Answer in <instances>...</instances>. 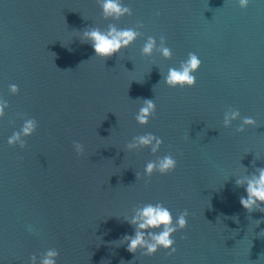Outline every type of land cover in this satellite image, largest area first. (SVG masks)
<instances>
[{
	"label": "water",
	"instance_id": "water-1",
	"mask_svg": "<svg viewBox=\"0 0 264 264\" xmlns=\"http://www.w3.org/2000/svg\"><path fill=\"white\" fill-rule=\"evenodd\" d=\"M123 3L132 15L112 20L97 0H0V264H31L48 248L57 264H264V209L244 208L235 183L264 166V2ZM109 23L142 35L104 59L80 31ZM149 35L172 56H143ZM189 53L201 60L195 86H168L163 74ZM143 98L157 106L147 125L135 119ZM229 108L255 125L224 127ZM27 118L38 127L26 146L9 145ZM147 132L163 138L158 155L172 154L174 171L144 174L156 156L126 145ZM157 202L189 213L176 251L129 252L124 216Z\"/></svg>",
	"mask_w": 264,
	"mask_h": 264
},
{
	"label": "clouds",
	"instance_id": "clouds-1",
	"mask_svg": "<svg viewBox=\"0 0 264 264\" xmlns=\"http://www.w3.org/2000/svg\"><path fill=\"white\" fill-rule=\"evenodd\" d=\"M249 0H239L242 8L247 7ZM264 2V0H262ZM105 19L119 20L125 15H132V9L123 3V0H97ZM138 27H118L115 23H109L106 29L99 27H88L80 31L81 42L89 43L95 56L104 59L110 58L123 49L129 48L142 35ZM155 52H159L164 58L172 56V49L167 46L166 38L159 37V42L155 36H147L141 53L145 57H151ZM201 60L195 53H189L187 59L180 62L179 67H169L166 74H163V81L170 87H192L196 84L195 73L199 70ZM12 93L18 92L16 84L10 85ZM8 102L0 98V118L5 115ZM156 102L151 98H143L135 119L141 125H147L150 118L156 112ZM239 120L237 131H243L247 125H255L256 121L250 116L241 117L238 109L229 108L224 113L223 125L230 128L233 121ZM38 122L35 118L24 119L23 125L19 131H14L8 137L9 145H19L21 148L26 146L25 137L31 136L37 129ZM164 143L162 137L147 132L137 135L126 145L129 151L137 150L143 147L150 148L151 153L156 159L149 160L144 166V174L151 176L155 172L167 174L174 171L177 167V159L170 153L158 155L161 146ZM74 149L77 153L84 151V146L79 142H74ZM255 171L240 175L236 178V185L245 189L246 196H240V204L252 211L254 209H264V166H256ZM188 211L173 215L170 208L163 203H145L133 209L130 215L124 216V219L133 226V233H125L123 242L126 243L127 250L137 253L143 250V255L152 256L161 248L175 252L176 241L174 235L181 229L187 228ZM59 251L56 248H48L39 257L33 254L31 264H57Z\"/></svg>",
	"mask_w": 264,
	"mask_h": 264
}]
</instances>
